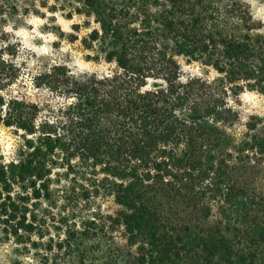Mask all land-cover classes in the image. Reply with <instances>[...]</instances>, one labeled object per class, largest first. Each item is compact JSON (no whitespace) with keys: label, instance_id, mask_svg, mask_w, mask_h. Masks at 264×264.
I'll return each mask as SVG.
<instances>
[{"label":"trees","instance_id":"16d2710c","mask_svg":"<svg viewBox=\"0 0 264 264\" xmlns=\"http://www.w3.org/2000/svg\"><path fill=\"white\" fill-rule=\"evenodd\" d=\"M35 3L0 0V18ZM45 9L82 21L72 29L89 30L87 58L112 69L51 67L45 87L66 101L44 121L0 92V124L24 138L19 159L0 162V238L42 264H264V116L239 135L232 105L245 91L264 97L263 24L248 1ZM9 47L0 91L18 75ZM193 64L202 73L183 79Z\"/></svg>","mask_w":264,"mask_h":264},{"label":"rangeland","instance_id":"374dc122","mask_svg":"<svg viewBox=\"0 0 264 264\" xmlns=\"http://www.w3.org/2000/svg\"><path fill=\"white\" fill-rule=\"evenodd\" d=\"M253 16L263 24L264 34V0H247ZM34 7L23 11L13 18H0V46L6 48L4 56L13 64L17 79L6 89L0 91L6 98L23 99L37 106L38 121L45 116L52 117L65 103L61 93L45 87V73L53 66L64 65L73 74L108 72L112 67L89 60L90 54L81 43L89 30L76 32L72 25L82 23L78 19L66 20L59 13L51 14L45 9V0H35ZM77 38V40H75ZM18 70V71H17ZM199 66L185 65L183 79L200 75ZM209 75V78L214 77ZM70 101V100H69ZM240 116L236 132L241 135L245 124L254 116H264V97L254 91H245L232 100ZM24 142L23 132L7 128L0 124V162L18 160L20 148ZM26 253L15 240L0 238V264H42L39 255L32 251ZM37 254V255H35ZM35 259H29V257ZM24 258V259H23Z\"/></svg>","mask_w":264,"mask_h":264}]
</instances>
